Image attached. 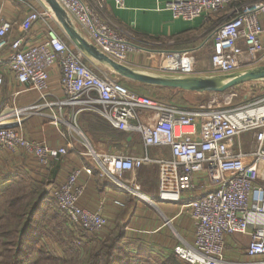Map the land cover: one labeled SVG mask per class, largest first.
<instances>
[{
	"label": "built area",
	"instance_id": "built-area-1",
	"mask_svg": "<svg viewBox=\"0 0 264 264\" xmlns=\"http://www.w3.org/2000/svg\"><path fill=\"white\" fill-rule=\"evenodd\" d=\"M22 3L23 0H9ZM81 36L101 54L124 64L133 48L125 35L107 21V0H55ZM125 0H113L122 9ZM240 0H168L166 10L174 20L191 23L205 14L218 13ZM42 22L44 38L28 43L31 27ZM55 18L46 8L29 10L19 25L20 35L12 39L10 22L0 18V65L6 53V68L16 82L38 94L36 102L0 108V148L22 151L42 167L58 163L71 145L50 148L29 141L22 123L50 110L51 124L67 126L62 111L91 109L115 130L140 136L142 155H97L88 157L101 177L125 187L123 174H133L144 165L158 168V200L179 204L192 192L198 196L185 204L194 228L192 245L179 246L175 255L185 264H229L224 260L225 238L248 235L249 258L264 264V96L254 102L225 109H189L139 95L112 77H97L85 64V57L52 26ZM62 31V30H61ZM210 65L229 74L240 67L264 65V0L238 4L230 9L211 36ZM169 71L188 75L194 58L188 51L169 54ZM176 61V62H175ZM183 63L177 64V62ZM175 62V64H174ZM170 64H174L172 68ZM254 64V65H252ZM60 71L62 97L47 101L50 71ZM0 75V84L2 83ZM76 113L74 116H76ZM63 129V128H62ZM60 133V132H59ZM65 138L63 130L60 133ZM169 150L170 157L149 155L150 149ZM91 175L89 167L73 170L58 188H49L58 209L82 231L96 234L106 225L100 212L78 206L83 187L78 179ZM52 187V186H49ZM136 193L138 186H134Z\"/></svg>",
	"mask_w": 264,
	"mask_h": 264
},
{
	"label": "crops",
	"instance_id": "crops-1",
	"mask_svg": "<svg viewBox=\"0 0 264 264\" xmlns=\"http://www.w3.org/2000/svg\"><path fill=\"white\" fill-rule=\"evenodd\" d=\"M250 1L254 0H240L227 8L230 11L238 4ZM41 2L23 0L22 3H17L0 0V18L11 23L12 39L20 35L19 25L29 10L44 9ZM167 2L168 0H125L123 8L117 9L113 0H107L104 16L128 39L134 38L150 47L166 46L172 50H185L195 54L202 46L206 32L221 14L208 13L187 23L172 18L171 12L165 8ZM223 19L219 21L222 22ZM52 26L59 35L64 36L56 23ZM43 38L44 26L39 21L31 27L27 42L36 44ZM5 56L4 52L0 65V75L3 78L0 84V108L24 107L36 102L38 94L33 90L24 89L16 82L6 68ZM142 60L141 56L136 55H129L128 58L133 67H140ZM59 79V69L53 68L48 79L47 101L62 97ZM77 111L78 108L62 111L63 120L71 127L68 131L65 130L66 126L57 129L51 124L49 117L51 111L48 109L43 110L41 115L25 119L22 123V132L29 141L53 149L71 145L67 154L58 163H53L51 168L41 167L34 158L22 151L12 153L0 148V174L12 177L14 167L26 164V172L32 176L40 170L45 171L47 178L51 174L53 177L48 186L58 188L73 170L89 167L92 170L91 175L83 173L78 179V185L83 187L78 206L89 212H100L106 220V225L96 234H75L74 240L80 246L77 250H81L83 258L85 259L108 235L116 230H122L124 238L120 253L124 251L128 256L122 260L119 257L116 264H185L174 251L179 246L193 243V223L189 210L183 206L196 198L198 192L187 194L179 204L160 202L156 165H144L133 174H123L125 187L119 186L110 178L101 177L91 159L81 156L85 153L83 148L88 151L90 149L97 155L140 156L145 151L142 140L138 135L115 130L94 110L82 109L76 113ZM62 130L65 138L60 135ZM149 155L154 158L170 157L166 148L150 149ZM134 186L139 187L137 193ZM43 210L45 212L44 208ZM43 240L44 238H41L40 242ZM249 240L248 235L227 236L224 260L229 264L260 262V259L249 258L246 255Z\"/></svg>",
	"mask_w": 264,
	"mask_h": 264
},
{
	"label": "rangeland",
	"instance_id": "rangeland-1",
	"mask_svg": "<svg viewBox=\"0 0 264 264\" xmlns=\"http://www.w3.org/2000/svg\"><path fill=\"white\" fill-rule=\"evenodd\" d=\"M41 4L43 8H48L47 5L44 3L43 0ZM229 12V9L226 8L218 13L221 14V16L215 21V23L209 28V30L206 32V35L204 37V42L202 46L195 52V54H191L194 58V67L193 71L188 75H179L175 74L176 72L169 71V69L165 68L168 66L167 59L169 58V54L172 52L177 51H185V50H172L169 47L161 46V47H150L143 43L142 41L136 40L134 38H126V40L129 42V44L133 47L131 48V51L127 55L126 62L123 64L129 68H131L134 71L151 75V76H165V77H199V78H222L227 77L229 74H223L216 72L212 69L210 65V58H211V36L213 31L216 29L218 24L220 23L219 19H223ZM76 30L78 31V28L74 25ZM79 32V31H78ZM80 33V32H79ZM62 36V35H61ZM129 55H136L137 57L141 56L143 59L141 61L140 67H133V64L131 62H128ZM84 62L86 66L97 76L100 78H106V77H112L119 82H121L123 85H125L128 89L131 91L139 94L144 95L146 97L150 98H157L162 103H165L167 105H172L174 107L179 108H189V109H195L200 107L210 108V109H225V108H233L238 107L240 105L248 104L251 102L256 101L257 99L264 96V80L261 81H255V82H248L241 85H238L230 90H227L224 93H213V92H185L180 90H174V89H163V88H157L152 86H146L139 83L131 82L125 79L119 78L117 74L113 73L110 69L105 67L104 65L97 64L96 62L89 61L87 59H84ZM254 65V64H252ZM260 66L254 65V66H248V67H240L239 69L235 70L232 74H236L239 72H245L248 70H252L256 67ZM171 67V65H170ZM116 138H120L119 136H116ZM84 152H87L83 148ZM27 155V154H26ZM29 156V155H27ZM31 157V156H30ZM42 167V166H41ZM4 170V169H1ZM38 172V171H37ZM5 177V178H4ZM0 178H4L0 186L3 184L4 186L10 185V182H6L9 177L2 176L0 174ZM5 181V182H4ZM46 191H48L49 186H43ZM13 193V191H12ZM51 214H55L54 210L50 209ZM60 216L62 213H59ZM62 224L60 221V217L55 215L54 220H51L48 222V230L53 232L47 234V230H43L40 228L38 232H40V235L43 236V233L45 232L46 235L43 236L44 240L41 243L40 241L38 243L37 239L38 237H35L36 241L34 244L30 245L29 253L32 255L30 258V262H27L25 264H36V261L32 260L36 259L37 250L43 249L44 251H49V255H60V258L65 259L67 256L69 260L66 264H80L83 262V253L79 251H76L70 249L71 247H68V238L67 233L65 232L64 228H58L57 225ZM64 226V225H63ZM86 233V232H85ZM89 234V233H88ZM238 235V234H235ZM74 247H79L78 243L75 242L73 239L72 241ZM67 250L70 253H67L65 256L64 251ZM225 251V250H224ZM75 262V263H74ZM38 264H50V262H43L38 261Z\"/></svg>",
	"mask_w": 264,
	"mask_h": 264
},
{
	"label": "trees",
	"instance_id": "trees-1",
	"mask_svg": "<svg viewBox=\"0 0 264 264\" xmlns=\"http://www.w3.org/2000/svg\"><path fill=\"white\" fill-rule=\"evenodd\" d=\"M53 163L46 168H51ZM26 170V164L14 167L13 176L6 180V182H10V185L2 184L0 186V264L30 262L32 255L29 253V246L35 243V237H38L36 242L38 243L46 235L45 232L43 236L40 235L38 232L40 228L44 231L47 230V234L53 233L48 230V222L54 220L55 215L60 217L62 223L60 225L56 223L57 227L64 228L68 234L67 246L72 250L74 248L75 252L80 250H77L80 246L74 247L72 243L75 234L85 233L78 226L76 229V225L72 224L66 215L58 209L49 189L46 191L43 187L51 183L53 176L49 174L47 178L45 171L42 170L36 171V175L32 176ZM4 178L1 179L0 184ZM53 188L57 187L53 186ZM50 209L54 210L55 214H51ZM59 213H62L63 216L61 217ZM123 238L122 230L111 233L93 251H90L80 264H116L119 257L121 260L126 258L128 254L124 251L120 253ZM36 252L38 256L32 260V262L36 261V264L40 259L43 262H50V264H66L67 261H72L68 259L69 256L63 259L60 256L49 255V251L43 249ZM64 253L66 256L70 252L65 250Z\"/></svg>",
	"mask_w": 264,
	"mask_h": 264
},
{
	"label": "water",
	"instance_id": "water-1",
	"mask_svg": "<svg viewBox=\"0 0 264 264\" xmlns=\"http://www.w3.org/2000/svg\"><path fill=\"white\" fill-rule=\"evenodd\" d=\"M43 1L48 7L46 9L51 12L55 18L56 24L60 27L66 38L82 53L85 59L104 65L125 80L163 89L213 93H224L244 83L264 80V65L222 78L151 76L134 71L125 65L116 63L107 58L94 46L88 43L76 30L66 13L55 0Z\"/></svg>",
	"mask_w": 264,
	"mask_h": 264
},
{
	"label": "bare ground",
	"instance_id": "bare-ground-1",
	"mask_svg": "<svg viewBox=\"0 0 264 264\" xmlns=\"http://www.w3.org/2000/svg\"><path fill=\"white\" fill-rule=\"evenodd\" d=\"M176 62V61H175ZM175 62H174V64H175ZM174 64H170L171 65V68H172V66H174ZM177 64H181V65H183V63H181L180 61L179 62H177ZM118 76V75H117ZM119 78H121L120 76H119ZM122 79V78H121Z\"/></svg>",
	"mask_w": 264,
	"mask_h": 264
}]
</instances>
